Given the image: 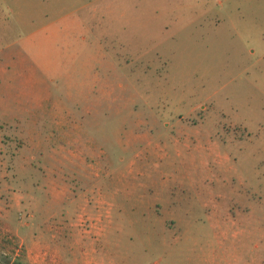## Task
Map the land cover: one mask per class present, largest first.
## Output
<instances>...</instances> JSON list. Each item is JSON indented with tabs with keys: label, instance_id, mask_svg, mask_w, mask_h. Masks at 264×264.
Masks as SVG:
<instances>
[{
	"label": "rangeland",
	"instance_id": "rangeland-1",
	"mask_svg": "<svg viewBox=\"0 0 264 264\" xmlns=\"http://www.w3.org/2000/svg\"><path fill=\"white\" fill-rule=\"evenodd\" d=\"M259 255L264 0H0V264Z\"/></svg>",
	"mask_w": 264,
	"mask_h": 264
},
{
	"label": "crops",
	"instance_id": "crops-1",
	"mask_svg": "<svg viewBox=\"0 0 264 264\" xmlns=\"http://www.w3.org/2000/svg\"><path fill=\"white\" fill-rule=\"evenodd\" d=\"M240 247L237 248V250H239ZM241 254V251H238L235 256ZM234 257V256H233ZM238 262H236L237 264H264V255H259V258L258 259H249L247 261H244L241 259V258H238L237 260Z\"/></svg>",
	"mask_w": 264,
	"mask_h": 264
}]
</instances>
